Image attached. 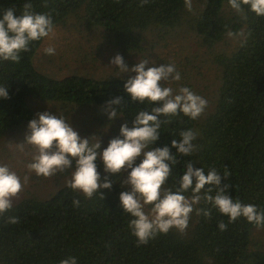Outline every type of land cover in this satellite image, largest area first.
<instances>
[{"label":"trees","instance_id":"obj_1","mask_svg":"<svg viewBox=\"0 0 264 264\" xmlns=\"http://www.w3.org/2000/svg\"><path fill=\"white\" fill-rule=\"evenodd\" d=\"M26 2L33 4L36 13H50L55 26L77 17L86 30L97 31L105 44L126 55L142 51L145 32L163 39L187 27L195 34L217 70L215 99L197 120L181 114L161 125L159 139L150 148L167 146L179 161L163 187L175 190L189 161L194 168H203L205 175L215 168L223 176L227 168L231 176L221 183L230 185L228 194L264 212V17L246 9L244 19L230 8L228 0H198L191 12L184 0H148L143 6L141 0H0V14L15 7L19 15ZM228 31H242L247 39L238 40L229 52H215ZM41 42L30 44L19 63L0 62V84L6 86L9 97L0 98V138L36 118L30 100L55 104L67 116L82 113L87 122L111 124L116 137L121 124L127 122L131 128L139 111L150 113L156 106L130 102L124 92L126 77L69 75L55 79L42 74L32 61ZM116 97L122 99L120 118L109 123L102 106ZM188 129L198 133L194 141L198 150L185 157L171 143ZM105 148L101 145L98 151ZM139 163L140 158L134 166ZM96 164L104 182L108 174L99 158ZM72 171L49 177L57 190L46 198L25 196L0 216V264H60L68 257H74L77 264H264V260H253L250 253V233L256 227L239 218L221 232L218 223L227 224V217L215 209L211 219L193 211L184 234L173 228L137 246L129 228L132 217L119 207L120 193L130 191V186H121L122 177L109 176L115 183L110 191L102 190L104 199L99 192L86 199L67 184L58 187ZM123 175L126 178L128 173ZM185 195L191 197L192 193L189 190ZM74 199L79 206L73 205ZM195 207L210 205L201 200ZM9 217H19V222L8 224Z\"/></svg>","mask_w":264,"mask_h":264},{"label":"clouds","instance_id":"obj_2","mask_svg":"<svg viewBox=\"0 0 264 264\" xmlns=\"http://www.w3.org/2000/svg\"><path fill=\"white\" fill-rule=\"evenodd\" d=\"M147 2L148 0H141V6ZM184 5L191 12L193 0H184ZM228 5L244 19L246 9L256 17H264V0H228ZM43 6L47 7V3ZM16 13L15 7H9L0 14V62L19 63L21 53L29 51L30 44L55 36V25L50 13H36L31 2L22 5L19 15ZM227 36L240 40L241 43L247 39L242 31H228ZM43 51L45 55L55 54L52 46ZM110 64L119 73L129 75L124 82V92L130 102H147L156 106L151 108L150 113L139 111L131 128L127 122L121 124L119 136L111 139L102 152L98 151L101 148L98 136L81 139L63 115L38 113V118L30 120L27 125L28 132L24 142L16 144V149L20 152L24 151L26 145L35 150L32 161L26 165L27 171L37 177L49 178L73 169L66 186L83 194L86 199L99 192L103 200L102 190L110 191L115 183L109 176L122 177L121 186H130V191L120 193L119 207L132 217L129 228L131 235L136 238L137 246L146 245L157 235L167 234L173 228L184 234L193 211L198 216L211 219L215 209L221 216L227 217V224L223 220L218 223L221 232L226 231L228 225L239 218H245L248 224L257 229L264 227V212L258 211L252 204L234 200L228 194L230 185H222V178L227 180L231 176L227 168L224 169L223 176L215 168L205 175L203 168H194L189 161L184 165L178 187L175 190L163 187L171 175L172 166L179 161L176 155L170 154L167 146L150 148L159 139L161 125L170 124L173 118L181 114L190 120H197L208 105L206 99L188 87H180L174 91L171 86H164L181 79L175 65L148 66L154 64V61L143 58L129 68L119 54L110 60ZM0 98H9L3 84H0ZM121 103L122 99L116 97L102 106L109 123L120 118L118 109ZM179 135L181 139L172 140L171 147L180 156L193 155L198 150L194 144L198 133L188 129L181 131ZM98 158L103 163L104 172L108 174L104 177V182H101L97 171ZM138 158L140 163L134 166ZM124 173H128L126 178ZM28 179V175H25L24 183ZM205 186L209 187L202 196ZM22 190L20 177L8 165H0V216L12 208L13 201L19 198ZM189 190L191 197L185 195ZM213 190L214 196L211 194ZM201 200L210 207L196 208ZM73 205L79 206V200L74 199ZM146 208H149L147 212ZM18 222L19 217H9L7 220L8 224ZM60 264H77V261L74 257H68L61 260Z\"/></svg>","mask_w":264,"mask_h":264},{"label":"rangeland","instance_id":"obj_3","mask_svg":"<svg viewBox=\"0 0 264 264\" xmlns=\"http://www.w3.org/2000/svg\"><path fill=\"white\" fill-rule=\"evenodd\" d=\"M198 0H193L197 4ZM55 36L51 39L45 38L33 56L35 68L44 75L55 79H61L69 75L88 76L93 78L126 77L128 74L119 73L118 69L112 67L110 60L117 54L123 57L125 64L131 68L140 59L148 58L154 64L148 66H160L161 64H174L176 71L181 75L178 82L170 85L174 91L180 87H188L195 94L206 99L207 108L212 106L215 99L217 87L216 67L211 62V55L205 47L198 45V39L187 27L176 29L163 39H157L153 32L143 33L142 51L132 54H122L105 44L97 31H88L77 17H69L63 24L55 26ZM238 40L226 37L225 41L215 47V52H229ZM52 46L55 48L54 55H45L43 49ZM204 61V63H203ZM131 75H135L131 73ZM29 106L33 109L36 118L38 113L49 112L52 115H63L67 118L72 128L79 134L81 139L85 135L98 136L103 147L115 138L113 125L99 124L92 121H84L82 113H71L69 116L55 104L30 100ZM88 117L91 112H87ZM35 118V119H36ZM90 119V118H89ZM21 130L5 134L0 138V165H8L21 179L23 190L13 204L25 196L34 195L46 198L57 190L56 184L50 178L37 177L29 173L26 165L32 161L35 150L26 145L23 152L17 151L16 144L24 142L27 127ZM28 175L27 183L24 176ZM71 178L60 180L58 187L67 184ZM149 208H146L147 212ZM250 253L253 260H264V229L254 228L250 233Z\"/></svg>","mask_w":264,"mask_h":264}]
</instances>
